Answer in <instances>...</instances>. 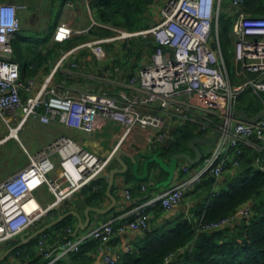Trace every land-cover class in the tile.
<instances>
[{"label":"built area","instance_id":"2783aa9c","mask_svg":"<svg viewBox=\"0 0 264 264\" xmlns=\"http://www.w3.org/2000/svg\"><path fill=\"white\" fill-rule=\"evenodd\" d=\"M244 2L230 0L238 14L233 33L237 73L244 78L240 84L230 80L218 35L216 44L213 43V29L216 25L218 30L222 0H166L161 8V18L151 28L130 32L113 27L117 32L113 36L86 43L101 60L107 56L106 43L129 40L139 34L154 37L157 48L152 54V62L131 77L136 91L130 95L122 93L123 100L113 94L90 90L74 96L66 84H53L54 73L71 53L63 50L37 91L23 98V89H35L37 75L23 80L22 67L15 59L13 39L22 27L20 13L29 6L0 2V117L8 124L10 135L17 137L19 129L30 117H38L44 123L58 118L61 123L88 133L101 131L109 121L124 129L118 144L106 157L68 135L59 136L36 153L27 151V165L0 181V247L33 228L80 190L93 185L135 129L149 130L151 145L169 149L175 134L168 124L175 116L198 123L200 129L211 136L216 123L224 120L216 144L196 171L192 172L191 166L184 164L181 169L185 177L172 183L162 194L125 209L118 224L104 222L79 238L71 237L72 231L68 228L69 235L54 246L47 244V234L42 233L37 250L51 260L49 264L78 251L89 240H100L103 264H115L121 258L110 251V241L116 232L146 229L152 208L160 205L169 210L204 177L211 175L218 180L225 170H235L244 147L254 146L255 137L262 140L259 148L264 154V116L255 124H249L234 114L240 95L247 87L257 95L264 92V81H259L264 74V15L246 12ZM68 5L72 3L68 2ZM95 23L102 25L99 21ZM72 34V27L61 22L53 38L61 43ZM107 74L100 76L101 82L108 81ZM252 74L258 78H250ZM261 169L264 170V166ZM43 186L53 196L52 203L46 208L36 196V191ZM142 188L146 189V186L143 184ZM126 195L128 199L131 197L129 190ZM250 213V206L246 205L229 217L201 224L198 230L221 229ZM176 259V254H170L163 264H177Z\"/></svg>","mask_w":264,"mask_h":264},{"label":"crops","instance_id":"0c3cea01","mask_svg":"<svg viewBox=\"0 0 264 264\" xmlns=\"http://www.w3.org/2000/svg\"><path fill=\"white\" fill-rule=\"evenodd\" d=\"M96 1L97 0H66L64 3H61L60 1L53 3V0H49L50 4L44 16L41 15L39 8H31L32 4L30 3L29 7L21 12V30H24L26 36L24 38L26 39L24 42L34 41L32 43H28L36 47L35 51L38 54L51 53L50 57L43 62L41 70L37 73V85L35 89L33 91L23 89L21 91L23 98L28 97L37 91L36 89H38L45 78L52 72L54 65L61 58V50L71 51V53L54 73L52 82L53 84L58 85H61L62 83L66 84V86L70 89L71 94L74 96H77L80 91L90 90L98 93L113 94L118 96L120 100H123V96L121 95L122 93L130 95L136 91V84L133 86L130 79L138 74L141 67L152 62L153 54H150V52L146 49L139 52L138 49L141 48L139 42L141 39L138 38L142 37L144 40H150V38L154 37L150 34H139L129 39L130 41L119 40L106 43L104 46L107 51V56L106 58L100 60L92 49L86 45V43L99 38L113 36L117 33L114 29L117 27L113 28L110 24L100 22L95 17L93 4H95ZM165 1L166 0H146L147 9L144 12L146 28L142 30L151 28L161 18V8ZM0 2L18 3L16 0H0ZM68 2L72 3V5H68ZM54 15L57 18L53 20V24L51 19ZM95 21H99L102 25L96 24ZM61 22H67L72 27L73 34L69 39L60 43L54 40L53 34L56 27ZM28 23H30V27H27ZM52 25L54 26L52 27ZM29 30L33 31V33H27ZM131 40L133 47L132 51L129 52L124 48V45L126 43L129 44ZM112 43L115 44V53V50L109 46ZM139 53L140 55L137 56ZM115 59H119V65H114L112 63ZM73 63H76L77 65L74 66ZM127 67L128 71H126ZM106 73H108V81L106 83L101 82L100 76ZM138 83L139 81L137 84ZM41 111H43V109H41ZM187 123L188 122L183 121L178 116H175L173 121L169 123L168 126L172 131H174L181 129ZM27 129L31 130L41 142L40 148H38L34 153L46 147L47 144L51 143L59 136L68 135L101 157H106L112 152L118 144L124 130L121 125L109 121L101 131L88 133L76 127L61 123L58 118L53 119L50 123H44L38 117H30L23 127L19 129V131L23 132ZM5 130L8 131L6 134H4ZM199 131H201L200 127ZM213 135L211 136L210 133L207 132L204 137L212 138ZM149 136V130L135 129L129 139L118 150L106 172L97 179L96 184L99 188H101V190L103 189V192L95 193V191H91V189L87 187L80 190L75 196L62 203L60 207L55 208L51 213L43 217L33 228L0 247V264H28L30 259L29 254L26 253L28 247L25 244L30 242V240L26 242L24 241L25 238L29 237L27 233H34L37 227H40L42 224L47 225L53 222L61 214L76 211L79 216L72 213L67 216H73L70 225L67 227L58 229L54 225L43 232L47 234L46 241L50 246H54L62 242L69 235L67 230L68 228L72 231L70 236L79 238L80 236L86 234L90 229L104 222L122 220V216L126 211L125 209L134 207L148 197L162 194L171 186L172 183H177L185 177L186 174H184L181 169L184 164H189L192 172L196 171L200 167L204 156L208 155L213 149V146H209V148L205 150L202 147L204 144H198L203 151V158L199 163H197L198 166L194 167L195 164L190 163L186 159L177 160L175 162V173L172 181L170 184L165 185L164 182L168 180L170 173L155 157L162 159L168 167H172L173 157H168L163 154L164 151H162V149H164V147L162 145H151L149 142ZM199 136L203 135H198L196 137ZM10 138L13 137L10 135L9 126L0 117V148L4 147ZM22 146L24 145L22 144ZM28 151L31 152L30 150ZM183 152H187L192 156H195V151L194 153H190L189 151ZM5 153H9V151L2 150L0 156L6 157L7 154ZM119 156L127 165V169L124 173H116L113 183L110 185V172L112 170L124 168L123 164L117 159ZM153 158L155 159L152 160ZM18 163L16 168L9 169L8 171L4 170L0 165V175H3L0 177V181L25 167L28 163V156L25 157L22 165H19ZM233 171L234 170L231 169L225 170L223 175L217 180V186L219 187V184L224 183L226 177L230 173H233ZM143 184L146 186V189L142 188ZM195 189L196 186L193 189L188 190L181 201L171 209L165 210L163 208L161 216L156 218L157 223L161 224L167 221V219L181 216H189V218H191L194 214H196L198 209L197 207L202 201L203 195L199 197L196 194H193ZM127 190H129L131 194L129 199L126 195ZM36 196L43 208L48 207L52 203V193L46 186L39 188L36 191ZM98 209L102 210L100 211ZM87 211L89 214H87ZM157 213L159 214V210H157L156 207L152 208L150 215L151 222L146 229H127L125 232H116L110 241L111 254L113 256L121 255L122 257V255L129 252V246L132 247L131 251H133L137 244L145 239L150 226L155 224L154 219L158 215ZM87 215H89L90 219L88 226L85 229L80 228L78 233L75 235L74 233L76 228L79 226L80 221L84 224L87 223ZM41 234L39 236H41ZM20 243L24 245V247L20 250L22 252H14L17 249L16 248L9 254H6L13 246ZM103 256V250L99 248L93 264H99V260H101V264H103ZM64 258L68 259V256Z\"/></svg>","mask_w":264,"mask_h":264},{"label":"trees","instance_id":"16d2710c","mask_svg":"<svg viewBox=\"0 0 264 264\" xmlns=\"http://www.w3.org/2000/svg\"><path fill=\"white\" fill-rule=\"evenodd\" d=\"M53 1V3L58 1L64 3L66 0ZM146 7V0H97L93 4L94 15L100 22L130 32L146 28L144 17ZM235 10L230 0H222L219 26L218 30L213 29V36L218 35L230 80L234 84H240L244 78L237 73L234 60L233 26L238 17ZM244 10L251 14L264 15V0H245ZM25 37L24 30H20L13 39V45L16 61L22 63V78L27 81L37 75L51 53L38 54L35 51L36 47L29 44L34 41L24 42ZM138 39H141L139 52L143 49L148 50L150 54L156 51L157 43L154 38L144 40L139 37ZM109 46L115 50H113L115 53V44ZM132 47V40L124 45L129 52L132 51ZM139 55L140 53L137 54ZM112 63L120 64L119 59L113 60ZM257 77L256 74H252L250 78ZM263 106L264 92L257 95L251 87H247L240 95L237 104L238 108L246 110L250 116L261 110ZM199 127L196 122H188L181 129L174 130L175 139L169 149H162L163 154L173 157L183 151L194 153L189 147V141L198 135L207 134L206 131H199ZM253 141L255 145L244 147L239 166L226 177L224 183L219 184V187L216 178L211 175L204 177L198 183L193 194L199 197L203 195V199L196 214L191 218L175 217L158 224L156 218L161 216L163 207L157 206L159 214L157 213L154 219L155 224L148 229L145 239L139 242L133 251L122 255L115 264H163L170 254L177 255V264H264V170L261 169V166H264V154L259 148L262 140L255 137ZM197 166L195 164L194 167ZM96 181L87 188L95 193L103 192ZM246 205L250 206L249 216L239 217L221 229L198 230L201 224L229 217ZM72 217L65 218L55 227L58 229L67 227ZM115 223L118 224V221ZM39 237L25 244L30 259L28 264H49L51 261L37 252ZM100 246V240L86 241L78 251L69 253L68 259L60 258L51 264H93ZM23 247L24 245L18 247L14 252L20 251ZM23 256L26 258L24 254Z\"/></svg>","mask_w":264,"mask_h":264},{"label":"water","instance_id":"95a60500","mask_svg":"<svg viewBox=\"0 0 264 264\" xmlns=\"http://www.w3.org/2000/svg\"><path fill=\"white\" fill-rule=\"evenodd\" d=\"M126 71H128V67L126 68ZM259 81H264V74L259 77ZM234 114L238 117H240L243 121L249 123V124H255L259 119H261L263 116H264V106L261 110H259L257 113H255L253 116H250L249 113L244 110V109H241V108H235L234 110ZM224 123V120L223 119H220L216 125H215V131H214V135L212 138H209V137H204V136H199V137H194L193 139H191L189 141V146L195 151V156H192L191 154L187 153V152H179V153H176L174 156H173V165L172 167H168L162 159H159L157 157H155L157 160L160 161V163L169 171L170 175H169V178L167 181H165V185H168L171 183L172 181V178H173V175L175 173L174 169H175V162L179 159H186L188 160L190 163L192 164H197L201 161V159L203 158V151L201 150V148L198 146V144H204V145H208V146H214L219 138V135L221 133V127ZM155 158H153L152 160H154ZM124 166V168L122 169H116V170H112L110 172V185L113 183V180H114V177H115V174L116 173H124L127 169V165L125 164V162L122 160V158L119 156L117 158ZM104 176H107V175H104ZM98 210H102V209H98ZM89 211V210H88ZM87 211V214H89ZM76 214L77 216H79V214L76 212V211H70V212H67L65 214H61L56 220H54L53 222L43 226L42 228L36 230L34 233L32 234H29V237L25 238L24 241H28V240H31L37 236H39L41 233L45 232L46 230H48L50 227L58 224L59 222H61L63 219H65L68 215L70 214ZM88 217V220H87V223H83L80 221V224L79 226L76 228V231H75V235L78 233L79 229L82 228V229H85L87 226H88V223H89V215H87ZM22 243L18 244V245H15L13 246L6 254H9L11 251H13L14 249L18 248L19 246H21ZM99 264H101V260L98 261Z\"/></svg>","mask_w":264,"mask_h":264},{"label":"rangeland","instance_id":"374dc122","mask_svg":"<svg viewBox=\"0 0 264 264\" xmlns=\"http://www.w3.org/2000/svg\"><path fill=\"white\" fill-rule=\"evenodd\" d=\"M18 3H26L29 5L32 4L31 8H39V11L41 12V15L44 16L48 7H49V0H16ZM23 12V11H22ZM21 16V13H20ZM55 15L51 19V22L56 19ZM28 23L27 27H30ZM54 24V21H53ZM54 25H52L53 27ZM214 30H216V25H214ZM27 33H33V31L29 30ZM215 36V35H214ZM213 36V43L216 44L217 41V35ZM234 36V35H233ZM234 42H236V37L234 38ZM8 131L5 130L4 134H6ZM17 137L10 138L8 143L0 148V154L2 153V150H7L9 153L6 157L0 156V165L3 167L4 170L8 171L9 169H14L17 167V163L19 165H22L24 162L25 157L27 156V151L30 150L32 153H34L38 148H40L41 142L39 141L38 137L31 131V130H24L23 132H18ZM204 136V135H203ZM22 144L24 146H22ZM30 145V147H29ZM202 147L206 150L209 148L208 145H202ZM30 148V149H28ZM204 150V151H205ZM29 152V151H28ZM30 152V153H31ZM97 154V153H96ZM182 161V160H181ZM18 165V166H19ZM19 169V168H18ZM3 175L1 174L0 177ZM165 189V188H164ZM201 204L198 205L197 208H200Z\"/></svg>","mask_w":264,"mask_h":264},{"label":"flooded vegetation","instance_id":"af4514ba","mask_svg":"<svg viewBox=\"0 0 264 264\" xmlns=\"http://www.w3.org/2000/svg\"><path fill=\"white\" fill-rule=\"evenodd\" d=\"M29 6V5H28Z\"/></svg>","mask_w":264,"mask_h":264}]
</instances>
